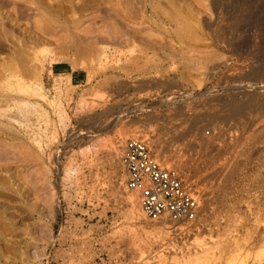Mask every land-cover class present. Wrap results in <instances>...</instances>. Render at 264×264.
Returning a JSON list of instances; mask_svg holds the SVG:
<instances>
[{"label":"rangeland","instance_id":"obj_1","mask_svg":"<svg viewBox=\"0 0 264 264\" xmlns=\"http://www.w3.org/2000/svg\"><path fill=\"white\" fill-rule=\"evenodd\" d=\"M128 1L0 0V264H264V0ZM131 136L194 220L144 216Z\"/></svg>","mask_w":264,"mask_h":264},{"label":"built area","instance_id":"obj_2","mask_svg":"<svg viewBox=\"0 0 264 264\" xmlns=\"http://www.w3.org/2000/svg\"><path fill=\"white\" fill-rule=\"evenodd\" d=\"M122 161L125 185L138 196L141 212L156 222L194 220L201 209L199 195L176 168L160 164L147 141L128 137Z\"/></svg>","mask_w":264,"mask_h":264},{"label":"bare ground","instance_id":"obj_3","mask_svg":"<svg viewBox=\"0 0 264 264\" xmlns=\"http://www.w3.org/2000/svg\"><path fill=\"white\" fill-rule=\"evenodd\" d=\"M66 1H67V0H66ZM95 1H96V0H95ZM101 1H102V0H101ZM106 1H108V0H106ZM110 1H111V0H110ZM120 1H121V0H120ZM122 1H126V2H127L128 0H122ZM144 1L146 2V0H144ZM151 1H154V0H150V2H151ZM157 1H158V2H161V1H159V0H157ZM103 2H105V0H103ZM118 2H119V1H118ZM128 2H129V1H128ZM145 2H144V3H145ZM97 3H98V2H97ZM114 3H115V2H114ZM121 3H122V2H121ZM152 3H153V2H151L150 4H152ZM69 4H70V3H69ZM71 4H72V3H71ZM77 4H78V3H77ZM116 4H117V2H116ZM147 4H148V3H146V5H143V6H145L144 9H147V7H148ZM155 4H156V2L154 3V6H155ZM177 4H178V3H177ZM203 4H204V3H203ZM117 5H118V4H117ZM117 5H116V6H117ZM125 5H126V4H125ZM156 5H157V4H156ZM120 6H121V5H120ZM122 6H123V5H122ZM122 6H121V7H122ZM112 7H113V6H112ZM114 7H115V6H114ZM117 7H118V6H117ZM134 7H135V6H134ZM136 7H137V6H136ZM155 7H156V6H155ZM199 7H200V6H199ZM125 8H126V7H125ZM156 8H157V7H156ZM156 8H155V9H156ZM168 8H169V6L167 7V10L170 9V8H169V9H168ZM71 9H72V6L69 7V6L67 5V8L64 9V11L69 12V10L71 11ZM73 9H78V6H74ZM116 9H117V8H116ZM119 9H120V8H119ZM123 9H124V8H123ZM126 9H127V8H126ZM131 9H132V8H131ZM131 9H130V10H131ZM144 9H143V10H144ZM162 9H164V8H162ZM165 9H166V8H165ZM72 11H73V10H72ZM114 11H115V10H114ZM145 11H146V10H145ZM172 11H173V9L171 8V12H172ZM112 12H113V11H112ZM169 12H170V11H169ZM171 12H170V13H171ZM190 12H191V11H190ZM122 13H123V12H122ZM131 13H132V11H131ZM142 13H143V12H142ZM170 13L167 12L166 15L169 16ZM173 13H174V11L172 12V17H171V15H170V16H169L170 18H169V17H167V18H169V19H172V18L174 19V18H176V19H177V17H178L179 15L177 16V14H176V12H175V16H174ZM70 14H71V13H70ZM117 14H118V13H117ZM152 14H153V13H152ZM179 14H180V13H179ZM129 15H130L129 12L127 11V12H125V13L123 14V17H124V18H127V17H129ZM144 16H145V15H144ZM164 16H165V15H164ZM130 17H131V16H130ZM130 17H129V19H130ZM140 17H141V16H140ZM142 17H143V16H142ZM165 17H166V16H165ZM117 18H118V17H117ZM67 19H68V18H67ZM71 20H72V19H71ZM177 20H178V19H177ZM179 20H180V19H179ZM118 21H119V20H118ZM118 21H117V22H118ZM130 21H131V20H130ZM173 21L175 22V20H173ZM174 22H173V24H174ZM183 22H184V21H183ZM180 23H181V22H180ZM180 23H179V24H180ZM122 24H123V23H122ZM181 24H182V23H181ZM186 24H187V23H186ZM130 25H131V24H130ZM155 25H156V24H155ZM188 25H189V24H188ZM65 26H66V24H65ZM112 26H113V25H112ZM136 26H137V25H136ZM184 26H185V25H184ZM127 27H129V26H127ZM157 27H158V26H157ZM181 27H182V26H181ZM75 28H76V27H75ZM111 28H113V27H111ZM115 28H117V31L119 30L118 27H115ZM130 28H131V27H130ZM184 28H185V27H184ZM186 28H187V27H186ZM188 28H189V26H188ZM98 29H99V28H98ZM102 29H103V28H102ZM102 29H101V30H102ZM113 29H114V28H113ZM127 29H128V28H127ZM131 29H132V28H131ZM139 29H140V28H139ZM139 29H138V31H139ZM163 29H164V28H163ZM176 29H177V28H176ZM106 30H107V29H106ZM178 30H179V29H178ZM115 31H116V29H115ZM129 31H130V30H129ZM135 31H137V30H135ZM104 32H105V31H104ZM118 32H119V31H118ZM187 32H188V31H187ZM113 33H114V32H113ZM115 33H116V32H115ZM114 35H115V34H114ZM114 35H113V36H114ZM116 35H117V34H116ZM123 37H124V36H123ZM120 39H121V38H120ZM124 41H125V40H124ZM114 42H115V41H114ZM126 188H127V187H126ZM127 189H128V188H127Z\"/></svg>","mask_w":264,"mask_h":264},{"label":"crops","instance_id":"obj_4","mask_svg":"<svg viewBox=\"0 0 264 264\" xmlns=\"http://www.w3.org/2000/svg\"><path fill=\"white\" fill-rule=\"evenodd\" d=\"M73 76H74V73L72 72L70 77L72 78Z\"/></svg>","mask_w":264,"mask_h":264}]
</instances>
